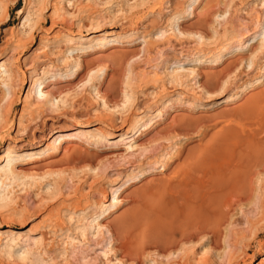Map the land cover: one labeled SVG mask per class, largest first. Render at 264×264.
<instances>
[{
  "label": "rangeland",
  "instance_id": "rangeland-1",
  "mask_svg": "<svg viewBox=\"0 0 264 264\" xmlns=\"http://www.w3.org/2000/svg\"><path fill=\"white\" fill-rule=\"evenodd\" d=\"M2 62L0 264H264V0H0Z\"/></svg>",
  "mask_w": 264,
  "mask_h": 264
},
{
  "label": "bare ground",
  "instance_id": "bare-ground-1",
  "mask_svg": "<svg viewBox=\"0 0 264 264\" xmlns=\"http://www.w3.org/2000/svg\"><path fill=\"white\" fill-rule=\"evenodd\" d=\"M204 14V13H203ZM205 16V15H204ZM199 17H201V16H199ZM198 18V17H197ZM204 18V17H203ZM206 18V17H205ZM139 22V21H138ZM198 22V23H197ZM196 23H197V25L199 24V25H204V23H205V19H200V18H198V21H197ZM112 31L110 32V31H104V32H102V33H100L99 34V36H93V35H90V36H88V37H85L84 38V42H86V43H91V42H93V41H95L96 39L98 40V41H107L108 40V37L109 36H112ZM33 36V35H32ZM248 43H250V41L249 42H247V44H246V47H251V45H248ZM236 46H234V44H232V43H229V44H226V45H224V46H222L219 50H218V52L216 53V59H226L227 58V56L231 53V51H232V49H234ZM147 48V47H146ZM99 49H101V48H99ZM113 55H115V53L113 52V51H111V52H109L107 55H105V56H103L104 58H108V57H110V56H113ZM112 59H113V57H112ZM109 60H111V58L109 59ZM2 64H3V62L0 64V67H2ZM44 79L42 78V79H39L37 82H35L34 83V85H33V92H35V89H36V87L40 84V85H42L43 83H45L44 81H43ZM45 87V86H44ZM242 92H244L245 91V88H243L242 90H241ZM223 99H225V101H227V102H231L232 101V99H233V97L232 96H226V97H224ZM215 103V102H214ZM218 105V104H217ZM210 106V105H209ZM214 106V105H213ZM136 129V127H132V128H129V130H128V132H127V134H120L119 135V137L117 138L119 141L120 140H122L123 138L124 139H126L127 138V136L126 135H128V134H130V133H133L134 132V130ZM87 131H89V130H83V129H74V130H71V131H66V132H58V133H55L54 134V136L52 137V139L45 145V147H41V148H39V149H34V150H30V151H27L28 153V156H35V155H38V154H41L42 152H44V151H48V150H53V148L56 146V145H59V149H61V148H63L65 151L66 150H68L69 148L68 147H66V146H64L63 144H64V141L66 140V139H69V138H73L76 134L78 135V134H82V133H85V132H87ZM76 135V136H77ZM124 136H126V137H124ZM123 139V140H124ZM117 140V141H118ZM58 149V150H59ZM50 152V151H49ZM68 153V152H67ZM66 154V153H65ZM10 156V153L8 152V151H6V152H2V153H0V165L2 164V162L4 161V160H6L8 157ZM8 167V164H6L5 165V167L3 168V169H0V175L1 174H3V173H7L8 172V170L6 169ZM244 182V181H243ZM242 182V183H243ZM241 183V184H242ZM241 184H240V186H241ZM249 182L248 181H246V182H244V184L242 185V187H244L243 189H245V187H248V189L250 188L249 187ZM241 187V188H242ZM116 193H117V190L116 191H114L113 193H112V196H111V199H109V202L112 204V203H118L116 200H115V198H116ZM108 207V205H106V203H104V204H102V206H101V208H100V213H103V212H105V211H107V208ZM13 242V241H12ZM11 246H12V243L11 244H7V247H9V248H11ZM97 253V252H96ZM263 260H264V258H263ZM30 263V262H29Z\"/></svg>",
  "mask_w": 264,
  "mask_h": 264
}]
</instances>
